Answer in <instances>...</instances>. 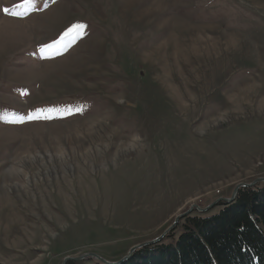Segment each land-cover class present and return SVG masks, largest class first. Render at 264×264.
I'll return each instance as SVG.
<instances>
[{
	"label": "rangeland",
	"instance_id": "374dc122",
	"mask_svg": "<svg viewBox=\"0 0 264 264\" xmlns=\"http://www.w3.org/2000/svg\"><path fill=\"white\" fill-rule=\"evenodd\" d=\"M22 3L0 0V264L115 262L264 178V0Z\"/></svg>",
	"mask_w": 264,
	"mask_h": 264
},
{
	"label": "trees",
	"instance_id": "16d2710c",
	"mask_svg": "<svg viewBox=\"0 0 264 264\" xmlns=\"http://www.w3.org/2000/svg\"><path fill=\"white\" fill-rule=\"evenodd\" d=\"M217 206L213 214L183 218L162 242L136 250L123 264H264V183Z\"/></svg>",
	"mask_w": 264,
	"mask_h": 264
},
{
	"label": "water",
	"instance_id": "95a60500",
	"mask_svg": "<svg viewBox=\"0 0 264 264\" xmlns=\"http://www.w3.org/2000/svg\"><path fill=\"white\" fill-rule=\"evenodd\" d=\"M259 182H263L264 183V178L263 179H256L254 180L252 183L250 184H238L235 186L233 192H232V195L229 199H219L217 201H215L214 203H212L209 207H212L213 205H216L218 202H224V203H230L234 200L238 190L240 188H244V187H251V186H254L256 183H259ZM193 209H196L197 211L199 212H207L209 210V208H205V209H200L198 206L196 205H192L190 206V208L187 210V211H184L182 212L181 214H179L178 216L175 217L173 223L166 229V231L161 234L160 236H158L157 238L153 239V240H150V241H147V242H144V243H141V244H138L134 247H132L128 253L123 256L121 259L115 261V262H109V261H106L102 258H100L99 256H97L96 254H93V253H85V254H82L78 257H66L63 259L62 261V264H66L68 262H81V261H85L87 259H90V258H93L94 260H96L97 262L101 263V264H123L125 262H127L128 260L131 259L133 253L138 250V249H141L143 247H146V246H149V245H154V244H157L159 243L160 241L163 240V238L165 237V235L170 232L171 230H173L177 223L183 218L185 217L186 215H189Z\"/></svg>",
	"mask_w": 264,
	"mask_h": 264
},
{
	"label": "snow or ice",
	"instance_id": "6c2138e0",
	"mask_svg": "<svg viewBox=\"0 0 264 264\" xmlns=\"http://www.w3.org/2000/svg\"><path fill=\"white\" fill-rule=\"evenodd\" d=\"M17 6L18 7H24L27 10V9L32 8V7L35 6V0H23V3L20 4V5H17ZM3 12L5 14H8L9 13V9L8 8H3ZM11 15H13V16H22L23 13H17L15 11H12ZM82 27H83V25H79V24L73 25L71 28H69L64 33V37L67 38V37L71 36L74 39L75 35L79 34V30ZM58 44H62V41L61 40H57V41H54L53 44L44 45V46L41 47V52H44L46 49L53 48L55 45H58ZM29 118H32V117H29Z\"/></svg>",
	"mask_w": 264,
	"mask_h": 264
}]
</instances>
